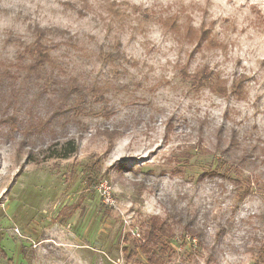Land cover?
<instances>
[{
    "label": "rangeland",
    "instance_id": "obj_1",
    "mask_svg": "<svg viewBox=\"0 0 264 264\" xmlns=\"http://www.w3.org/2000/svg\"><path fill=\"white\" fill-rule=\"evenodd\" d=\"M152 215L264 264V0H0V264H145Z\"/></svg>",
    "mask_w": 264,
    "mask_h": 264
},
{
    "label": "trees",
    "instance_id": "obj_2",
    "mask_svg": "<svg viewBox=\"0 0 264 264\" xmlns=\"http://www.w3.org/2000/svg\"><path fill=\"white\" fill-rule=\"evenodd\" d=\"M44 40L43 32H36L33 41L24 48V54H27L26 56L29 60L24 62V55H18L19 63L16 64L18 70L27 73L34 72L36 74L42 71L47 63L51 62L49 48L44 43ZM4 72L8 73V69ZM75 151V142L72 139H68L60 145V154L57 157L67 158ZM144 227V231L141 237L138 238L136 247L146 256L145 264H163L164 256L167 254L169 248H171V240L173 238L170 224L165 219L152 215L147 218ZM183 230V234L187 235L191 240L195 238L199 240V233L192 226L187 224Z\"/></svg>",
    "mask_w": 264,
    "mask_h": 264
},
{
    "label": "built area",
    "instance_id": "obj_3",
    "mask_svg": "<svg viewBox=\"0 0 264 264\" xmlns=\"http://www.w3.org/2000/svg\"><path fill=\"white\" fill-rule=\"evenodd\" d=\"M103 195H105V201L104 202L111 204V199L109 198V195L105 189L103 190Z\"/></svg>",
    "mask_w": 264,
    "mask_h": 264
}]
</instances>
